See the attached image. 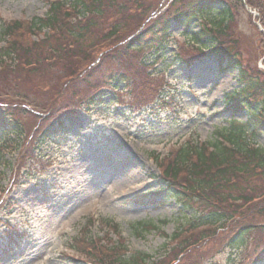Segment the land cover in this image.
Segmentation results:
<instances>
[{
  "label": "trees",
  "instance_id": "trees-1",
  "mask_svg": "<svg viewBox=\"0 0 264 264\" xmlns=\"http://www.w3.org/2000/svg\"><path fill=\"white\" fill-rule=\"evenodd\" d=\"M69 2L73 5L71 11H67L63 2L51 3L44 17L34 18L26 26L15 22L0 29V40H6V47L0 48V57L13 56L17 61L0 69V84L10 81L17 90L24 73L26 87L41 98L40 105L47 109L42 116L27 115L33 123V134L24 128L28 122L20 124L19 118L9 110H0V131L8 146L14 141L11 136L17 127L19 133L24 129L32 142L46 135L48 124L85 100L93 101L106 83L125 82L133 108L155 105L163 84L155 85L149 77L142 50L154 51L161 58L170 23L188 25L197 16L217 18L209 19L214 26L203 24L192 35L191 40L199 45L192 58L213 54L219 72L236 69L241 86L235 104L252 111L250 120L255 128L250 136L264 125V71L256 64L264 54V0H245L248 7L258 11L257 19L263 27V32L257 33L253 55H244L236 26H232L236 6H244L242 0H172L168 10L149 21H146L147 12L156 9V3L162 0ZM112 10L114 13L108 16ZM43 29L48 30L47 34L30 41L29 35ZM206 48L209 52H205ZM97 58L96 65L91 66ZM81 72H84L82 76ZM169 100L173 101L174 97L160 95V107ZM244 131V125L235 124L218 131L212 141H187L163 162V183L160 192L153 195L161 197L162 203L173 198L194 216L190 228L173 236L174 247L156 264H184L187 258L194 260L197 255L190 248H209V240H216L215 248L219 251L237 243L246 248L257 246L261 256L254 257L250 263L264 262V150L251 146ZM28 155L33 164H41L30 150ZM107 224L112 225L109 220ZM132 226L138 232L154 228L144 223ZM200 228L204 230L184 237L190 229ZM73 247L93 264H102V259L104 264H146L148 259L140 254L118 255L117 249L88 245L84 239H76Z\"/></svg>",
  "mask_w": 264,
  "mask_h": 264
},
{
  "label": "rangeland",
  "instance_id": "rangeland-1",
  "mask_svg": "<svg viewBox=\"0 0 264 264\" xmlns=\"http://www.w3.org/2000/svg\"><path fill=\"white\" fill-rule=\"evenodd\" d=\"M49 1L0 0V26L13 20H21V24L26 26L29 19L46 14ZM170 2L163 0L158 4V14ZM235 10L232 26H236L243 53L256 54L257 33L262 31L258 14L253 10L255 15H252L240 5ZM180 31V25L170 27L169 43L173 49L167 54L178 52L182 58H187L194 53L193 45L178 35ZM29 38L30 41L35 40V37ZM160 63L158 69H164L166 76L162 75V79H158L161 76L149 77L155 85L164 80L170 90L177 92L178 100L175 102L178 105L174 111L175 102L159 114L146 109L131 112L121 85V90L115 93L118 102H115L117 99L110 92L112 90L106 89L97 103L77 109L73 117L50 131L47 140L37 143L34 153L43 162L50 163L42 174L30 175L24 171L30 169L29 161L21 166L22 170L18 168L15 161L18 149L14 151L16 144L0 151V186L4 188L0 198V264H88L73 262L65 254L75 258L81 256L74 248L71 252L67 247L72 240H79L77 230L85 227L84 218L89 216L96 219L94 225L88 227L90 240L101 239V244L109 247L123 239L129 254L135 251L147 253L152 256L150 262L155 263L169 252L172 244L168 236L186 227L192 213L170 199L158 207L139 206L131 201L136 193L153 192L157 188L158 171L150 153L156 151L167 156L172 144H179L186 138L212 141L215 132L229 129L230 123H245V129H250L251 124L248 121L250 116L244 111L233 114L226 110L223 101L227 94L238 88L234 79L236 71L216 72L212 57L198 60L190 68L179 63L167 67L171 57ZM26 85L23 83L19 90H15L10 82L0 84V95L15 96L18 91L41 101L35 94L24 92ZM177 95L175 93V97ZM0 103L9 105V110L26 119L28 124L25 128L32 130L30 133L33 134V123L23 112L27 109L22 103L11 96L0 100ZM252 141L264 149V126ZM31 142L28 137L21 145L23 150ZM21 161L24 162V158ZM12 165H17L15 173ZM7 201L13 202L8 209L4 207ZM101 218L117 223L118 233L97 224ZM162 220L165 222L158 224ZM4 222H8L10 229L16 227L20 231L23 224L28 238L13 241L11 246H7L9 238L6 234L10 229L4 231ZM136 222H152L158 229L135 235L130 225ZM200 231H189L184 237ZM10 236L14 234L10 233ZM215 242L207 241L209 248L192 246L190 250L197 255L196 259L187 258L184 264H249L254 257L261 256L257 246L246 248L237 243L219 251Z\"/></svg>",
  "mask_w": 264,
  "mask_h": 264
}]
</instances>
